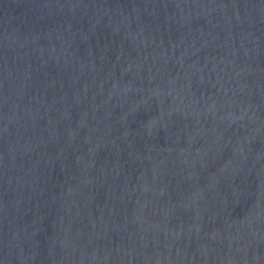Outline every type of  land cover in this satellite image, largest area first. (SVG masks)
Returning a JSON list of instances; mask_svg holds the SVG:
<instances>
[{
  "label": "water",
  "instance_id": "obj_1",
  "mask_svg": "<svg viewBox=\"0 0 264 264\" xmlns=\"http://www.w3.org/2000/svg\"><path fill=\"white\" fill-rule=\"evenodd\" d=\"M0 264H264V0H0Z\"/></svg>",
  "mask_w": 264,
  "mask_h": 264
}]
</instances>
